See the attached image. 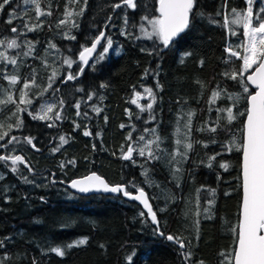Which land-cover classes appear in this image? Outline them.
<instances>
[{"label": "trees", "instance_id": "16d2710c", "mask_svg": "<svg viewBox=\"0 0 264 264\" xmlns=\"http://www.w3.org/2000/svg\"><path fill=\"white\" fill-rule=\"evenodd\" d=\"M157 1L135 0V9L122 5L114 11L120 0H39L45 14L37 17L30 0H10L0 10V40L16 39L19 45L0 44V52L17 61L0 60V134L6 133L0 156L25 161L13 171L11 160H0V264H226L241 198V152L228 145L242 140L248 93L239 77L225 75L242 65L226 49L242 52L237 46L245 37L241 25L225 27L224 20L234 8L246 10L247 3L195 0L189 27L165 48L155 37L139 36L142 17L158 15ZM261 8L255 0L254 13ZM102 30L112 40L109 52L99 57L108 46L103 39L84 66L77 55ZM65 59L73 61L71 68ZM69 73L76 78L68 80ZM11 75L18 77L15 85L7 79ZM25 81L32 84L28 105L19 104ZM245 86L250 92L246 81ZM144 88L152 89L154 99L151 109L141 111L131 100ZM213 90L223 91L210 104ZM228 94L241 99L234 103ZM9 95L13 102H5ZM47 105H54L50 119H34ZM227 108L236 115L231 123L226 111H218ZM61 136L67 143L61 144ZM129 145L134 151L124 159ZM89 172L129 192L143 189L157 226L120 194L79 195L65 186ZM82 239L86 243L79 245ZM55 247L64 255L52 252Z\"/></svg>", "mask_w": 264, "mask_h": 264}, {"label": "snow or ice", "instance_id": "6c2138e0", "mask_svg": "<svg viewBox=\"0 0 264 264\" xmlns=\"http://www.w3.org/2000/svg\"><path fill=\"white\" fill-rule=\"evenodd\" d=\"M26 3L29 0H25ZM32 4L35 5L36 16L39 17L45 13L40 8L39 0H30ZM10 0H2L0 2V10H2L5 5H8ZM87 4V0H85ZM159 7L156 9L159 15L155 18L149 19L148 17H142V19L147 20L148 25L151 27V31H147L141 26V31L144 36L151 39L156 37L165 48L170 46V43L174 41L179 34L183 33L185 29L189 27L190 22V13H192L195 0H158ZM248 7L246 10L237 11L235 8L232 9L231 13L226 14L224 20V26L229 27V25H241L243 28V35L245 37L244 42L237 46V48L242 49L241 51L234 50L231 46L226 49L229 52L230 56L236 57L239 60H242V65L231 72H225L226 76L236 80L240 78V83L243 86V92L248 93L246 96L247 108L246 121L242 130V140L237 143L235 139L229 141V150H237L242 152L243 163H242V187H243V199H242V208L240 217L238 219L237 226L233 229V232L236 233L237 243L234 249L225 255L226 264H264V16L260 12H264V8H261L260 12L254 13L253 11V0H247ZM127 6V8L135 9L136 3L135 0H120L119 3L114 4L113 10L121 8V6ZM84 9L80 10L82 14ZM50 15V13H47ZM72 13L66 10V16H71ZM231 17V19H229ZM111 19V17H109ZM12 21L9 20L8 23ZM61 24L65 21H61ZM127 23V21H126ZM25 27L29 31H32V27H28L25 24ZM39 27V24L35 25ZM231 31V29H230ZM12 32H17L16 28H12ZM125 34V33H122ZM231 34L235 35L234 31H231ZM66 38L76 39L74 36H67ZM102 39H107V45L103 48V53H101V59L103 58L104 53L109 52V48L112 45V40L107 38L105 32L101 31L98 36L95 37L90 47H83V50L79 53V60L87 65L89 63V57L96 51L97 46L101 43ZM7 49H14L19 47L16 39H8L7 41L0 40V44H5ZM50 47H55V45H50ZM29 52L24 53V55H29L31 52L32 45H28ZM185 55H189L186 53ZM0 60L7 61L15 65L17 63L16 59L8 57L5 52H0ZM64 63L71 68L73 61L71 59H65ZM254 71L251 74L247 75L246 83L255 87L256 91L254 94L249 92V88L245 86V73H248L250 69ZM84 71L83 68H80L79 75ZM147 72V70H146ZM55 76V72L53 73ZM76 76L69 73L67 76L68 80L75 79ZM12 85L17 83L18 77L16 75H11L7 77ZM49 79H52L50 77ZM34 84V81L32 82ZM32 86L29 82L25 81L23 89H21V95L19 99V104L28 105L31 104V100L27 98L28 93L27 89ZM51 86V85H50ZM103 86V85H102ZM159 86V85H157ZM46 91V89H45ZM223 90H213L210 97L209 103H215L216 99L221 96ZM144 92L147 93L149 97L153 96L151 88H144ZM140 93H135V98L131 100L141 111L144 108L138 103L140 98ZM89 100L92 99L90 95ZM154 99V97H153ZM228 99H232L234 103L238 102L241 99L240 94H228ZM13 102L11 95L8 96L7 101ZM54 105H47L46 107L41 108L40 112L33 116L34 119H50L48 113L52 112ZM77 109L80 105L77 103ZM18 110L19 105H17ZM148 109L152 108V104L147 105ZM94 111L97 113L100 112L99 108L94 107ZM218 111L227 112V120L231 123L236 119V115L233 113L232 108L219 109ZM77 115H80L79 111ZM194 113H188V124L185 127H188L191 123V117ZM56 119H60V114L56 113ZM21 121L17 119V127L20 126ZM50 127L52 125H49ZM11 127V125H9ZM123 127V125H122ZM215 131L216 129H210ZM179 131V129L177 130ZM4 134H0V140L4 139ZM84 135H91L90 132L85 131ZM131 138V137H129ZM15 138H13L14 140ZM143 140V137H140ZM27 143L32 144L31 138H26ZM10 140L8 143H12ZM61 144L67 143V140L64 136L60 137ZM152 143V142H149ZM178 144L181 143L180 140L177 141ZM185 149H191V143L184 145ZM139 149V154L141 156L145 155V149ZM134 149L131 145L128 146L127 153L123 155L124 159H130ZM148 155L151 157L152 153L149 151ZM181 155H186V153H181ZM215 157H210L209 161L214 160ZM0 160H11L13 165V171H16V165L24 164L25 161L20 155L15 156H0ZM211 166V163L209 164ZM221 167L227 168L228 165L221 164ZM147 176V173H144ZM72 188L78 189L80 192H89L93 189L103 190L105 192H122L124 196L129 197L130 199H135L140 201L144 205V208L147 210V215L151 218L153 224L157 223L156 213L153 211L151 205L148 203V198L143 189H137L138 194L132 195L129 191L125 190L123 185H114L110 186L105 182L100 176L93 173L92 175L86 177L83 180H74L71 183ZM211 203V201H210ZM207 211V209H205ZM143 216L144 213L142 212ZM160 235H164L163 232H160ZM166 239L169 241H176L180 244V247H185L184 243L180 240L179 237H174L173 235H167ZM79 245L86 243L85 240H80ZM73 245H69L72 247ZM103 247V246H102ZM58 256H63L64 251L60 247H55L51 249ZM186 256L190 254H185ZM127 261L131 262L132 257L129 256L126 258ZM202 264V262H201Z\"/></svg>", "mask_w": 264, "mask_h": 264}, {"label": "water", "instance_id": "95a60500", "mask_svg": "<svg viewBox=\"0 0 264 264\" xmlns=\"http://www.w3.org/2000/svg\"><path fill=\"white\" fill-rule=\"evenodd\" d=\"M159 7V4H158V1H157V8ZM159 14V13H158ZM103 32H105L104 30H102ZM99 35V34H98ZM97 35V36H98ZM180 35V34H179ZM178 35V36H179ZM177 38V37H176ZM175 38V39H176ZM95 39V38H94ZM93 39V40H94ZM174 39V40H175ZM93 40L91 41V43L89 44V45H87L86 47H90L91 46V44H92V42H93ZM102 41H103V39H102ZM102 41H101V43L97 46V49H96V51L89 57V63L93 60V58H94V56L96 55V53L98 52V50H99V48H100V46H101V44H102ZM83 50V49H82ZM81 50V51H82ZM80 51V52H81ZM79 52V53H80ZM79 53H78V55H77V58H78V60H79ZM80 61V60H79ZM88 63V64H89ZM83 64V63H82ZM87 64V65H88ZM84 65V64H83ZM84 66H86V65H84ZM255 68V67H254ZM254 68L250 71V72H248V73H246V75H245V81H246V77H247V75H249V74H251V72L252 71H254ZM249 87H250V89H251V91H250V93H252V94H254L255 93V91H256V89H255V87L254 86H252V85H249V84H247ZM246 102H247V100H246ZM248 106V105H247ZM247 106H246V108H247ZM246 119H247V117H246V114H245V117H244V121H243V127H244V123H245V121H246ZM242 163H243V156H242V152H241V154H240V181H241V198H240V205H239V216H238V219H239V217H240V213H241V208H242V199H243V187H242V181H243V177H242ZM93 173H95L96 175H98V176H100L103 180H105L101 175H99L98 173H96V172H89V173H87V174H85V175H83V176H79V177H74V178H72V179H70L68 182H66L65 183V186L71 191V192H73V193H76V194H79V195H90V194H104V195H121L123 198H125V199H127V200H131V201H135L136 203H138L140 206H141V208H142V210L147 214V210L144 208V205L142 204V203H140V201H138V200H135V199H130L129 197H127V196H124L123 195V193L122 192H116V193H113V192H105V191H103L102 189L101 190H95V189H93V190H91V191H89V192H80L78 189H76V188H72L71 187V183H72V181H74V180H83V179H85L86 177H88V176H90V175H92ZM105 182L106 183H108L106 180H105ZM109 184V183H108ZM110 186H114V185H122V184H109ZM124 186V185H123ZM126 190V189H125ZM145 192V191H144ZM133 196L134 195H137L138 194V192H137V190L136 191H134V192H130ZM145 194H146V192H145ZM146 197L148 198V196H147V194H146ZM148 203L151 205V203H150V200H149V198H148ZM151 207H152V205H151ZM153 209V208H152ZM148 216V215H147ZM148 218L151 220V218L148 216ZM151 222H152V220H151ZM152 224H153V222H152ZM157 224H158V222L156 223V224H153V225H155V226H157ZM159 235H160V233H159ZM161 236V235H160ZM236 243H237V238H236V242H235V246H236Z\"/></svg>", "mask_w": 264, "mask_h": 264}, {"label": "rangeland", "instance_id": "374dc122", "mask_svg": "<svg viewBox=\"0 0 264 264\" xmlns=\"http://www.w3.org/2000/svg\"><path fill=\"white\" fill-rule=\"evenodd\" d=\"M246 1V3H247V0H245ZM255 0H253V2H254ZM261 1V4H263L264 5V0H260ZM247 6H246V9H247V7H248V4H246ZM159 15V14H158ZM158 15H154V16H152V17H150L149 19H151V18H155V17H157ZM141 26H143L144 27V29L145 30H147V31H151V27H150V25H148V23H147V20H143V22H142V24H141ZM141 26H140V28H139V36H141V37H145V38H147L146 36H144V34H143V32L141 31ZM156 38V37H155ZM157 39V38H156ZM101 53H103V51H101ZM101 53H100V56L99 57H101ZM104 55V54H103ZM242 63H243V61H242ZM139 93V92H138ZM141 94V96H140V98H139V100H138V103L144 108V109H148L147 108V105L149 104V103H151V104H153V98H151V97H147V101H144L143 100V97L144 96H148L147 95V93H145V92H142V93H140Z\"/></svg>", "mask_w": 264, "mask_h": 264}]
</instances>
